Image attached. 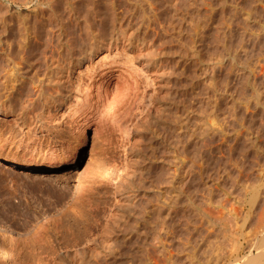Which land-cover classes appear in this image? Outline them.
Here are the masks:
<instances>
[{"label": "rangeland", "instance_id": "1", "mask_svg": "<svg viewBox=\"0 0 264 264\" xmlns=\"http://www.w3.org/2000/svg\"><path fill=\"white\" fill-rule=\"evenodd\" d=\"M40 1L0 0V79L12 52L21 49L20 55L28 59L17 74L16 83L22 84L15 85L17 97L10 91L0 99V254L8 248L9 235L17 237L13 257L3 264H75V252L81 249L94 259L107 248L114 254L149 248L157 258L151 231L166 213L172 232L168 238H174L169 241L174 245L171 259L176 260L167 264L213 263V243L219 240L220 246L224 235L226 242L238 238L244 256L248 244L264 234V180L257 194L239 202L240 190L249 187L264 162V70L258 67L264 60V0H58L50 11ZM149 20L143 44L142 39L131 45L120 37ZM113 42L120 51L108 47ZM24 43L37 45L19 48ZM89 57L91 63L83 64ZM216 62L219 68L209 73L206 68ZM108 69L139 85L140 97L131 106L132 124L124 134L128 142L118 134L107 141L97 139L87 124L91 114L99 117L108 111L102 97L98 104L94 101L95 110H79L89 93L88 78ZM256 86L261 90L258 101L249 98ZM37 88L43 91L37 93ZM25 99L34 106L25 110ZM213 121L217 132L200 137L199 128ZM67 155L75 156L67 167H47L50 159ZM30 158L45 168L26 162ZM235 161L245 166L242 176L226 172ZM100 164L119 169L107 184L110 189L87 188L75 196L81 172ZM228 207L240 209L238 221H246L245 227L230 229L233 225L211 218ZM213 230L218 240L212 243ZM244 231L251 233L249 239L256 237L255 242L251 244ZM203 238L209 249L199 245ZM114 254L99 264L120 262Z\"/></svg>", "mask_w": 264, "mask_h": 264}, {"label": "bare ground", "instance_id": "2", "mask_svg": "<svg viewBox=\"0 0 264 264\" xmlns=\"http://www.w3.org/2000/svg\"><path fill=\"white\" fill-rule=\"evenodd\" d=\"M108 1V0H107ZM130 1V0H129ZM135 1V0H134ZM137 1V0H136ZM241 1V0H240ZM251 1V0H250ZM56 2H58V0H41L40 1V3L39 4H41L42 6H44L45 7V9H47V10H49L50 8H51V6H52V4L54 5H56L57 3ZM91 2V1H90ZM119 2V1H118ZM150 2V1H149ZM110 3V2H109ZM141 3V2H140ZM244 3V2H243ZM254 3V2H253ZM263 3H264V1H263ZM149 4V3H148ZM154 4V3H153ZM257 4V3H256ZM97 5V4H96ZM118 5V4H117ZM123 5V4H122ZM213 5V4H212ZM240 5V4H239ZM247 5V4H246ZM255 5V4H254ZM253 5V6H254ZM145 6V5H144ZM54 7V6H53ZM116 7V6H115ZM149 7H150V5H149ZM152 7V6H151ZM150 7V9H152ZM243 7V6H242ZM245 7V6H244ZM250 7V6H249ZM255 7V6H254ZM258 7H260V5L258 6ZM144 8H146V7H144ZM147 8H148V6H147ZM153 8H154V5H153ZM256 8V7H255ZM261 8V7H260ZM53 9V8H52ZM96 9V8H95ZM251 9V8H250ZM249 9V10H250ZM262 9H263V6H262ZM261 9V10H262ZM113 10V9H112ZM111 10V11H112ZM155 10V9H154ZM255 10V9H254ZM259 10V9H258ZM50 11V10H49ZM92 11V10H91ZM117 11V10H116ZM149 11V10H148ZM151 11V10H150ZM252 11V10H251ZM250 11V12H251ZM152 12V11H151ZM97 13V12H96ZM112 13H113V11H112ZM147 13V12H146ZM256 13H257V11H256ZM259 13H260V11H259ZM151 14V13H150ZM240 14V13H239ZM253 14H254V11H253ZM117 15V14H116ZM159 15V14H158ZM158 15H155V16H158ZM258 15V14H257ZM100 16V15H99ZM114 16V15H113ZM118 16V15H117ZM246 16V15H245ZM253 16V15H252ZM256 17V16H255ZM151 18H153V17H151ZM242 18V17H241ZM245 18H247L248 19V16L247 17H245ZM245 18H243L242 20H244ZM254 18V17H253ZM259 18H260V15H259ZM264 19V17H261V19ZM113 19V18H112ZM154 19V18H153ZM158 19V18H157ZM240 19V18H239ZM247 19H245V20H247ZM155 20V19H154ZM153 20V21H154ZM241 20V19H240ZM239 20V21H240ZM256 20H258V19H256ZM120 21V20H119ZM158 21V20H157ZM156 21V22H157ZM238 21V22H239ZM263 21V20H262ZM261 21V22H262ZM107 22V21H106ZM112 22H114V20L112 21ZM118 22V21H117ZM151 22H152V20L150 21H148V22H143V27H141L140 26V24H136L135 26V28L133 29V28H131V27H129L128 29H126V31H125V33H124V35H123V33L121 34V36L120 37H124L125 38V41H128V43H130L131 45H134V44H136L137 42L139 43V40L140 39H142L143 37H144V34H145V32L147 31L146 29L148 28V27H150V25H151ZM155 22V21H154ZM243 22V24H244V21H242ZM246 22V21H245ZM240 23V22H239ZM264 23V22H263ZM157 24V23H156ZM249 24V23H248ZM261 24V23H260ZM106 25V24H105ZM101 26V25H100ZM215 26V25H214ZM245 26V25H244ZM248 26V25H247ZM251 26H253V25H251ZM263 26V25H262ZM60 27V26H59ZM112 27H113V25H112ZM134 27V26H133ZM238 27V26H237ZM241 27V26H240ZM246 27V26H245ZM260 27V26H259ZM114 28V27H113ZM123 28V27H122ZM126 28H127V26H126ZM154 28V27H153ZM247 28V27H246ZM252 28V27H251ZM60 29V28H59ZM92 29H93V27H92ZM110 29V28H109ZM118 29V28H117ZM145 29V30H144ZM255 30H256V28H254ZM113 30V29H112ZM112 30H111V32H112ZM144 30V31H143ZM240 30V29H239ZM243 30V29H242ZM249 30H250V28H249ZM60 31V30H59ZM98 31V30H97ZM244 31V30H243ZM248 31V30H247ZM253 31V30H252ZM260 31V30H259ZM262 31H264V30H262ZM96 32V31H95ZM240 32V31H239ZM242 32V31H241ZM245 32V31H244ZM254 32V31H253ZM60 33V32H59ZM203 33V32H202ZM243 33V32H242ZM246 33V32H245ZM260 33V32H259ZM98 35V34H97ZM241 35V34H240ZM239 35V36H240ZM245 35V34H244ZM251 35V34H250ZM249 35V36H250ZM263 35V34H262ZM89 36V35H88ZM99 36V35H98ZM148 36V35H147ZM261 36V35H260ZM114 37V36H113ZM251 37V36H250ZM119 38V37H118ZM124 38H123V41H124ZM243 38V37H242ZM247 38H248V36H247ZM251 38H253V37H251ZM255 38V37H254ZM253 38V39H254ZM262 38V40L263 41H261V39H260V41L261 42H264V38L263 37H261ZM122 40V39H121ZM248 40V39H247ZM252 40V39H251ZM250 40V41H251ZM255 40V39H254ZM112 41V40H111ZM119 41V40H118ZM122 41V42H123ZM142 41H143V39L141 40V43H142ZM145 41V40H144ZM242 41V40H241ZM91 42V41H90ZM121 42V41H120ZM244 42V41H243ZM249 42V41H248ZM252 42H256V41H253L252 40ZM102 43V42H101ZM114 43V42H113ZM126 43V42H125ZM125 43L124 44H122V46H123V48L124 49H126L127 50V47L125 46ZM260 43V42H259ZM112 44V43H111ZM115 44V43H114ZM143 44V43H142ZM141 44V45H142ZM258 44V43H257ZM36 45L37 44H31V43H24V45H20V47L19 48H28V49H30V48H36ZM46 45V44H45ZM51 45H53V44H51ZM113 45V44H112ZM112 45H110L109 44V48L111 49L112 47H114V49L116 50V51H120L119 49H120V47L118 46V44L116 43L114 46H112ZM129 45V44H128ZM23 46V47H22ZM48 46V45H47ZM50 46V45H49ZM48 46V47H49ZM59 46V45H58ZM93 46V45H92ZM92 46H90V47H92ZM143 46V45H142ZM51 47H53V48H55L56 47V45L55 46H51ZM100 47H102V46H100ZM107 47V46H106ZM262 47H264V46H262ZM23 48V49H24ZM96 47H94V49H95ZM98 48V47H97ZM122 48V49H123ZM130 48V47H129ZM23 49H22V51H23ZM27 49V50H28ZM91 49V48H90ZM20 50V52H21V49H19ZM19 50L18 51H14V52H12L13 54V56H12V59L11 60H8V61H6L7 62V65L6 66H3V67H5L4 69H3V71H5L6 73H4V74H2V76L3 77H1V79H2V84L0 85L1 86V89H0V99H1V97H2V99H3V97L4 98H7L6 96V93L8 92V93H10V91L12 92V94L10 93V95H12L13 96V94H14V97L16 98L17 96L16 95H18V91H17V89L18 88H15V85H17L19 82L17 81V79H18V73L20 74L21 72V65L22 64H24V63H22V62H28V59L26 58L27 57V55L25 56V55H20V52H19ZM25 50V49H24ZM107 50H108V48H107ZM114 50V51H115ZM109 51V50H108ZM22 53V52H21ZM264 53V52H263ZM85 54V53H84ZM89 54V53H88ZM128 54V53H127ZM83 55V54H82ZM251 55V54H250ZM263 55V54H262ZM251 57V56H250ZM83 59H84V57H83ZM92 59V57H89V58H87L85 61H83V64H84V62H88V61H90V63H91V60ZM259 59V58H258ZM131 60V59H130ZM263 60V59H262ZM217 61V60H216ZM78 62V61H77ZM22 63V64H21ZM263 64H264V60H263V62H262ZM261 62H260V64H262ZM4 64V63H3ZM6 64V63H5ZM82 63L80 62V63H78L77 65H81ZM263 64H262V66L260 65H258V67H259V69H260V67L262 68V70H264V66H263ZM25 65V64H24ZM58 65V64H57ZM21 66V67H20ZM56 65H54V67H55ZM253 66V65H252ZM251 66V67H252ZM59 68V67H58ZM93 68H95V67H93ZM217 68H219V65H218V62H216V63H212L211 64V66H210V68L209 67H207L206 69L208 70V72L209 73H211V72H214V70L215 69H217ZM71 69V68H70ZM91 69V68H90ZM130 69V68H129ZM1 70V69H0ZM23 70V69H22ZM63 70V69H62ZM99 70V69H98ZM131 70V69H130ZM95 71V70H94ZM132 71V70H131ZM211 71V72H210ZM24 72V71H23ZM67 73H66V75L64 76L65 78H66V80H67V82L69 83V86H70V88H71V90H73V84L71 83V80H69L70 79V72L69 71H66ZM9 73V74H8ZM63 73H64V71H63ZM94 73V72H93ZM131 74H132V72H130ZM129 73V74H130ZM124 74V73H123ZM128 74V75H129ZM131 74H130V78H131ZM21 75V74H20ZM51 75H53V74H51ZM91 74L89 73V75L88 76H90ZM94 75V74H93ZM116 75L117 74H114L113 72H111L109 69L107 70V71H105V72H101V74H95V76L94 77H90V78H88V79H90V80H88V87L87 88H89V93L87 94V96L86 97H84L83 99L85 100V103H84V101H83V103L84 104H82L81 106H79V110H80V112H81V110H82V112L84 111V110H87V109H89L90 108V110L93 108V103H94V101H97V104L99 103V100H100V98L102 97L103 99V104L104 105H102V102H101V104L100 105H102V107L103 106H106V108L108 109V111H106V110H104L105 111V114L104 115H102V113H101V115H99V117L97 116V117H95L94 116V114L92 115L91 113V116L89 117V120H88V122H87V124H90V129H92L93 130V133L95 134V136L97 137V139H103V141H107V138H109V137H112V136H114L115 134H118V135H120L119 137L121 138L122 137V139H123V137H124V139H125V135H127L126 133H127V129L130 127V125L132 124L131 123V121H132V115H134V114H132L133 112H132V105H133V103H134V99H138V94L139 93H137L138 91H139V89H138V86L139 85H137V80H133V78L131 79V80H133V82L132 81H130V80H124L125 78H128L127 76H125V78H123L124 76H118V77H116ZM133 75V74H132ZM212 75V74H211ZM263 76H264V73H263ZM253 77V76H252ZM129 78V79H130ZM256 78V77H255ZM1 79H0V81H1ZM48 79V78H47ZM46 79V80H47ZM50 79V78H49ZM259 79V78H258ZM81 80V79H80ZM211 80V79H210ZM262 80H263V78H262ZM120 81H124V83L123 82H120ZM136 81V82H135ZM16 82H18V83H16ZM59 82H62V80H60ZM118 82H120L119 83V85H121V86H119L120 88H118L117 90L116 89H114V87H115V85L116 84H118ZM256 82V81H255ZM255 82H253V83H255ZM40 83V82H39ZM43 83H47L46 81L45 82H43ZM43 83H42V85H43ZM80 83V82H79ZM41 84V83H40ZM257 84H259V83H257ZM257 84H255V85H257ZM22 85V84H21ZM20 85V86H21ZM17 86H19V85H17ZM19 86V87H20ZM40 85H38V87H39ZM81 86V85H80ZM42 87V86H41ZM38 89V88H37ZM86 89V88H85ZM112 89H114V90H112ZM19 90V89H18ZM40 89H38L37 90V93H39L40 91H43L42 90V88H41V90L39 91ZM116 90V91H115ZM260 89H259V86H256V88L252 91V93L249 95L250 97L249 98H251V99H253V100H257L258 101V98L261 96V94H260V91H259ZM246 91V90H245ZM93 92H94V94H93ZM248 93V92H247ZM246 93V94H247ZM263 93V92H262ZM6 95V96H5ZM9 95V97L8 98H10L11 96ZM40 95V94H39ZM243 95V94H242ZM139 97H140V94H139ZM261 98V97H260ZM259 98V100H261ZM26 101H25V104H22L23 106V108L26 110V109H28L29 107H31V106H34V104L32 103V102H34V101H32L31 103H30V101H28L27 99H25ZM48 101V100H47ZM46 102V101H45ZM250 102V101H249ZM24 103V102H23ZM262 103V102H261ZM135 104V103H134ZM264 103H262V105H263ZM92 105V106H91ZM55 106V105H54ZM95 106H97V105H95ZM94 106V107H95ZM132 106V107H131ZM217 106V105H216ZM232 106V105H231ZM247 106H249V105H247ZM99 107H101V106H99ZM98 108V107H97ZM97 108H96V110H97ZM105 108V107H104ZM104 108H101V109H104ZM216 108H218V107H216ZM247 108V107H246ZM245 108V109H246ZM24 109H22V110H24ZM94 110H95V108H93ZM101 109H100V111H101ZM219 109V108H218ZM21 110V111H22ZM93 110V111H94ZM232 110V109H231ZM247 110V109H246ZM78 111V110H77ZM87 111H89V110H87ZM103 111V112H104ZM238 111V110H237ZM86 112V111H85ZM91 112V111H90ZM107 112V113H106ZM21 113V112H20ZM84 113V112H83ZM89 113V112H88ZM99 113V112H98ZM247 113V112H246ZM21 115V114H20ZM20 115H18V113H17V116L18 117H20ZM85 115V114H84ZM87 118V117H86ZM51 119V118H50ZM52 120V119H51ZM51 120H50V123H51ZM53 121V120H52ZM212 121V120H211ZM222 121V120H221ZM211 123V122H210ZM217 122H215V124H216ZM224 123V122H223ZM214 124V121L212 122V124H207L205 127L203 126V127H201V128H199V131H197L198 133V135L201 137H203V136H205L206 134H208L209 132H212L213 133V131H215V133L217 132L216 131V129H213V127L215 126L216 127V125ZM218 125V124H217ZM223 127V126H222ZM212 130V131H211ZM130 131V130H129ZM226 131V130H225ZM196 133V132H195ZM214 133V135H216ZM125 134V135H124ZM219 135V134H218ZM107 137V138H106ZM217 137H219V136H217ZM105 139V140H104ZM121 139V140H122ZM126 139H127V137H126ZM126 139H125V141H126ZM221 139V138H220ZM249 139V138H248ZM110 140V139H109ZM120 140V141H121ZM128 140V139H127ZM218 140V139H217ZM124 141V142H125ZM197 141H198V139H197ZM122 142H123V140H122ZM126 142H128V141H126ZM127 144V143H126ZM258 147V146H257ZM187 148V147H186ZM234 148V147H233ZM243 151V150H242ZM111 154V153H110ZM111 156V155H110ZM196 156V155H195ZM199 156V155H198ZM52 157V156H51ZM56 157V156H55ZM72 157H75V156H73V155H71V156H69V155H67L65 158H53V159H50L49 161H48V163H46L47 164V167L48 168H53L54 170H57V169H61V168H64V167H67L68 165H70V163H71V161H72ZM112 157H113V154H112ZM115 157V156H114ZM113 157V158H114ZM192 158V157H191ZM202 158V157H201ZM246 158V157H245ZM111 159V158H110ZM196 160V159H195ZM26 161V160H25ZM197 161H199V159L197 160ZM260 161V160H259ZM262 161V160H261ZM26 162H29V163H32V164H34L36 167H39V168H41V169H43V168H45V165L43 164V162L42 163H39V162H36L34 159H32V158H30V159H28ZM186 162V161H185ZM187 163V162H186ZM260 163V162H259ZM262 163V162H261ZM243 164V163H242ZM245 164V163H244ZM262 164H264V162L262 163ZM262 164H259L260 166V168H259V170L260 171H256L255 172V176H254V178H252V180H251V186H250V184L248 183L247 185H249V187L248 188H243L242 190H240V201L239 202H241L242 200L241 199H243V197L245 198V197H247L249 194H251V193H256L259 189H258V186H260L259 184L261 183V181L262 180H264V165H262ZM109 165V164H108ZM106 166V165H101L100 164V166L98 165V166H91V167H88V168H85L81 173V175H82V178H81V180L80 181H77V182H79V183H77V188H76V190H75V196H81L84 192H86V189L88 188H90L91 190H95L93 187H97V188H101V189H104V190H106V191H108L109 189H110V184H109V182L112 180V178H114V177H117L118 175H119V169H117V166ZM183 164H181V166H182ZM205 165V164H204ZM186 166V165H185ZM206 166V165H205ZM43 167V168H42ZM191 167H192V165H191ZM190 167V168H191ZM229 169H227L226 170V172L228 171V173H229V170H230V172L231 171H237V172H239V174H241V176H242V171L244 170V168L243 167H245V166H242L239 162H230L229 163ZM188 168V167H187ZM186 168V169H187ZM256 168V167H255ZM257 168H258V165H257ZM175 169V168H174ZM181 170V169H180ZM253 170V169H252ZM58 171V170H57ZM175 171V170H174ZM193 171V170H192ZM247 171V170H246ZM172 173V172H171ZM204 173V172H203ZM247 173V172H246ZM245 173V174H246ZM175 174H176V172H175ZM174 174V175H175ZM238 175V174H237ZM252 175V174H251ZM176 176V175H175ZM199 176V175H198ZM245 176V175H244ZM237 177V176H236ZM252 177V176H251ZM173 178V177H172ZM176 178V177H175ZM174 178V179H175ZM222 178V177H221ZM247 178V177H246ZM172 180V179H171ZM227 181V180H226ZM235 181V180H234ZM234 181H233V184H234ZM243 181H244V179H243ZM247 181V180H246ZM245 181V182H246ZM250 181V180H249ZM27 182V181H26ZM56 182H58V181H56ZM171 182V181H170ZM173 182V181H172ZM240 182V181H239ZM264 182V181H263ZM107 184H109V185H107ZM211 184V183H210ZM40 186H39V188H40V190H39V192L41 191V189H42V185L41 184H39ZM245 186H246V184H244ZM96 188V189H97ZM213 188V187H212ZM231 188V187H230ZM234 188V187H233ZM209 189V188H208ZM226 189V188H225ZM239 189V188H238ZM237 189V190H238ZM241 189V188H240ZM249 189V190H248ZM90 190V192L92 193V191ZM216 190V189H215ZM209 191V190H208ZM263 191V190H262ZM87 192H88V190H87ZM94 192V191H93ZM210 192V191H209ZM214 192V191H213ZM95 193V192H94ZM15 194V193H14ZM217 194V193H216ZM257 194V193H256ZM255 194V195H256ZM239 195V194H238ZM254 195V196H255ZM235 196V195H234ZM253 196V195H252ZM83 197V196H82ZM219 197V196H218ZM239 197V196H238ZM237 198V197H236ZM220 199V198H219ZM221 199H222V197H221ZM207 200V199H206ZM251 200V199H250ZM250 200H249V202H250ZM223 201V200H222ZM233 201V200H232ZM216 202V201H215ZM226 202V201H225ZM231 202V201H230ZM216 204V203H215ZM220 204V203H219ZM222 204V203H221ZM224 204V203H223ZM233 204V202L231 203V205ZM241 204H242V202H241ZM250 204V203H249ZM234 205V204H233ZM232 205V206H233ZM232 206H230V207H232ZM237 206V205H236ZM235 206V207H236ZM230 207H228V209L230 208ZM234 207V208H235ZM249 207V206H248ZM233 208V207H232ZM240 208V207H239ZM238 208V209H239ZM210 209H211V207H210ZM209 209V210H210ZM160 210V209H159ZM209 210L207 211V212H209ZM218 210V209H217ZM237 210V209H236ZM235 209L233 210V209H229V210H227L226 211V213H220V210H219V215L215 218V216L214 217H211V216H209V217H211V218H214V219H216L215 221L217 222H219L220 224H224V225H229V226H232V227H229L230 229H233V228H235L234 227V225L238 228V229H241V228H243V227H245V225H246V221H242L243 222V224H239V221H240V219L241 218H239V216H238V213L237 212H239L240 211V209L238 210V211H236ZM221 211H223L224 212V210L222 209ZM216 212V211H215ZM243 212V211H242ZM217 213V214H218ZM239 213H241V212H239ZM247 213V212H246ZM158 214V213H157ZM209 214V213H208ZM211 214V213H210ZM214 214V213H213ZM244 214H245V212H244ZM215 215V214H214ZM170 215L169 214H167L166 213V215H165V219H168V218H170L169 217ZM172 216V215H171ZM208 217V216H207ZM163 218V220H161L162 222H160L159 224L157 223V225H154L153 226V232L151 231V233L153 234L154 233V236H153V238L151 239L153 242H156L157 243V245H155L153 242H151V241H149L148 239H146L147 241H149V243L151 242V243H153V245L154 246H157V247H155V249L156 250H152L153 252H155L157 255H158V259L156 258V256L154 257V255L152 256L149 252H150V250H149V248L148 249H145L144 251L142 250H134L133 252H122V253H118V254H114V250H111L110 248H107V249H105L104 250V252H103V254H100L99 256V258H92L91 256H93V255H90V257H86V254H88V251H85V250H83L82 251V249L81 250H76V252H75V258H76V261H77V263H75V264H99V262H101V260H102V258H103V261H105V260H107L106 258L107 257H110L111 256V254H114L115 256H117L118 258H120L119 260H120V262H118L117 264H125V263H128V264H163V263H168V260H169V262L170 263H172L173 262V260L174 261H176L174 258H175V256H173L174 258H172L171 259V257H172V250H171V248H173V246L171 247V245H169V241H171L172 242V239H173V241H174V238H168L169 237V233H172L171 231L169 232V229L170 228H168V226H170L169 225V223H168V221H167V223H166V220ZM210 218V219H211ZM247 218V217H246ZM209 219V218H208ZM209 219V220H210ZM214 219H212L211 221H213L214 222ZM238 219H239V221H238ZM262 219V218H261ZM264 219V218H263ZM208 220V221H209ZM245 220V219H244ZM207 221V222H208ZM210 221V222H211ZM264 221V220H263ZM200 222H201V220H200ZM212 222V223H213ZM217 222V223H218ZM255 223H257V222H255ZM168 224V225H167ZM195 224V223H194ZM204 224V223H203ZM214 224V223H213ZM213 224H211L212 226H213ZM259 224H260V221H259ZM262 224V226H263V228H264V223H261ZM209 225V224H208ZM215 225V224H214ZM253 225V224H252ZM258 224H256L255 226H257ZM204 226V225H203ZM221 226V225H220ZM254 226V225H253ZM261 226V227H262ZM214 227V226H213ZM241 227V228H240ZM250 226H248V228H249ZM257 227H259V226H257ZM256 227V229H259V228H257ZM199 228V227H198ZM262 228V229H263ZM210 229V231H211V227L209 228ZM224 229V228H223ZM223 229H221V230H223ZM151 230H152V228H151ZM200 230V229H199ZM202 230V229H201ZM208 230V229H207ZM216 230V229H215ZM251 228H250V232H251ZM255 229L253 228V230L252 231H254ZM261 230V228L259 229V231L257 230V234L258 233H260L261 234V232H262V230ZM196 231V230H195ZM240 231V230H239ZM248 231V232H249ZM256 231V230H255ZM255 231H254V233H255ZM196 232H198V230L196 231ZM207 232V231H206ZM206 232H203V233H206ZM216 232V231H215ZM236 232H237V230H236ZM245 233H246V231H244ZM247 232V233H248ZM210 233H213V235H210V238H211V240L212 239H214V241H212V243L213 242H215V241H217L218 240V237H217V235H214V230H213V232H210ZM209 233V234H210ZM217 233H219V235H220V233L221 232H218L217 231ZM246 233V234H247ZM253 233V232H252ZM264 233V232H263ZM221 234H223V233H221ZM244 234V233H243ZM249 234V233H248ZM251 234V233H250ZM246 235L247 237L249 236V237H251L252 235L254 236V235H257L256 233L255 234H252V235ZM259 234V235H260ZM150 235V234H149ZM201 235V234H200ZM263 235V237H262V239H257V241H256V243L255 244H253V245H250L249 246V244H248V248L246 249L247 250V252L244 254V256H243V254L241 255V251H242V249L240 248L242 245H241V243H240V241L238 240V238H236V236H234L235 238H233L232 240H231V242L230 241H228V242H226L225 240H226V238H224L225 237V235L223 236V238L222 239H224V241H225V243H224V241H222V243L220 244V246L219 245H217V243H218V241L214 244L213 243V245H214V248H215V246H216V248L214 249V250H211V252H214V255H212L211 257H214V261H213V263H211L212 261H210L209 263H211V264H264V234H262ZM151 236V235H150ZM151 236V237H152ZM204 236V235H203ZM205 236H207V234L205 235ZM209 236V235H208ZM221 236V235H220ZM219 236V237H220ZM241 236V235H240ZM245 236V235H244ZM245 236V237H246ZM173 237V236H172ZM202 237V236H201ZM242 237V236H241ZM246 237V238H247ZM249 237H248V239H249ZM196 238H198V237H196ZM217 238V239H216ZM220 238V239H221ZM228 238H229V236H228ZM227 238V239H228ZM240 238V237H239ZM252 238V237H251ZM150 239V238H149ZM169 239V240H168ZM216 239V240H215ZM221 239V240H222ZM256 239V237L254 238V239H249V240H251V244H252V242H255V241H253V240H255ZM191 240V239H190ZM204 240V238L201 240L200 239V241H203ZM210 240V239H209ZM229 240V239H228ZM245 240V239H244ZM168 242V243H167ZM184 242V241H183ZM210 242V241H209ZM220 242V241H219ZM250 242V241H249ZM145 243V242H144ZM147 243V242H146ZM145 243V244H146ZM149 243L148 244H146L148 247L150 246L151 247V245H149ZM182 243V242H181ZM196 243V242H195ZM201 243V242H200ZM204 243V241L201 243V244H199V245H206V244H203ZM205 243H207V241L205 242ZM212 243H211V246L210 247H212L213 245H212ZM248 243V242H247ZM16 245H17V237L16 236H14L13 234H10L9 235V237H8V248H7V250H4V252H2L1 254H0V264H3L6 260H8V259H11L12 257H13V250H14V248L16 247ZM195 245H197V244H195ZM208 245V244H207ZM206 245V246H207ZM210 245V244H209ZM209 245H208V249H209ZM245 245H246V243H245ZM182 246V245H181ZM184 246H186V245H184ZM183 246V247H184ZM171 247V248H170ZM189 247V246H188ZM217 247H219V248H217ZM246 247V246H245ZM146 248V247H145ZM170 248V249H169ZM176 248H177V246H176ZM192 248V247H191ZM199 248V247H198ZM203 248V247H202ZM143 249V248H142ZM151 249H152V247H151ZM178 249V248H177ZM181 249V248H180ZM212 249V248H211ZM193 250V249H192ZM243 250H245V248L243 249ZM174 251V250H173ZM180 251V250H179ZM205 251H206V249H205ZM141 252V254H140V256H136L135 255V253L136 254H138V253H140ZM176 252H177V250H176ZM200 252H202V251H200ZM179 253H181V252H179ZM74 254V253H73ZM90 254V253H89ZM152 254H154V253H152ZM205 254V253H204ZM135 255V256H134ZM139 255V254H138ZM210 255V254H209ZM114 256V257H115ZM128 257V260L125 262L124 260L126 259ZM197 257V256H196ZM101 258V259H100ZM190 258V257H189ZM193 258V257H192ZM191 258V259H192ZM113 259H115V258H113ZM212 259V258H211ZM118 260V261H119ZM232 260V262H230L229 263V261H231ZM215 262V263H214ZM169 263V264H170ZM190 263V262H189ZM174 264V263H173ZM176 264H177V262H176ZM195 264V263H194Z\"/></svg>", "mask_w": 264, "mask_h": 264}]
</instances>
